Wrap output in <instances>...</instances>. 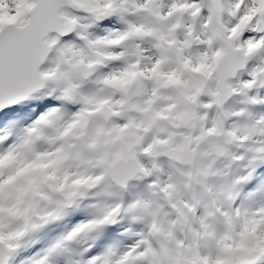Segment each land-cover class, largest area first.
I'll return each mask as SVG.
<instances>
[{
  "label": "snow or ice",
  "instance_id": "6c2138e0",
  "mask_svg": "<svg viewBox=\"0 0 264 264\" xmlns=\"http://www.w3.org/2000/svg\"><path fill=\"white\" fill-rule=\"evenodd\" d=\"M0 264H264V0H0Z\"/></svg>",
  "mask_w": 264,
  "mask_h": 264
}]
</instances>
